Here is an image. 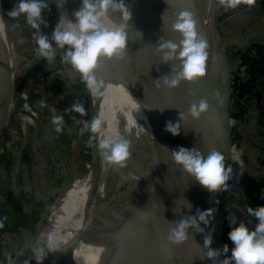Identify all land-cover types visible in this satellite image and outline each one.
<instances>
[{"label":"bare ground","instance_id":"obj_1","mask_svg":"<svg viewBox=\"0 0 264 264\" xmlns=\"http://www.w3.org/2000/svg\"><path fill=\"white\" fill-rule=\"evenodd\" d=\"M123 2L131 13L130 20L132 22L126 23L119 12L110 13L104 22L110 27L126 28L129 36L127 56L123 60H101L97 75L103 78L105 87L96 90V96L91 92L89 94L92 97V117L100 116L104 121L102 131L93 136L91 173L81 180L75 194L73 193L74 196L72 195L68 201L49 211L38 242L32 238L25 243L18 255V264L31 260L32 250L37 248L41 242H44V246H46L49 233L56 235L60 249L74 238H79L73 253L74 259L63 264H141L143 257L140 254L145 250H153L155 246H160L159 263L168 264L169 262L165 247V231L168 226L167 193H159L155 182L152 181L153 175L146 174L139 164L143 158L148 160L155 148L170 149L171 140L173 143L183 146L189 141L190 132L188 129L187 132L180 129V135L173 136L164 130L165 122L171 120L170 108L165 100L166 92H161L160 97L154 94L157 104L155 107L151 106L148 92L153 88L154 92L156 88L153 84L152 88L147 83L146 74L150 75L151 72L147 70L148 63L144 65V60L139 54V48L142 49L143 46L135 28L136 23L139 21L142 23V18L138 14L136 0H131V2L123 0ZM81 3L82 0H66L64 8L57 9L58 17H60V11L61 13L66 11L68 18L74 20L72 13L81 7ZM215 4V0H175L170 1L168 6L176 16L181 11L192 12L197 20L198 34L209 45L206 76L195 82V85L191 82H182L180 88L185 90L190 87L193 92H197L200 88L195 86H199L203 82L202 85L206 84L205 88H207L205 94L208 93L209 98L213 99L211 94L217 92L218 108L220 109L228 97L229 71L224 70L220 57L224 48L222 51L218 50L219 45L221 46L223 42L218 23H216L217 6ZM9 26L4 2L0 0V30L6 34L8 39L10 38ZM53 30L54 28H50L47 33L51 35ZM11 48H13L12 45L2 44V50L6 57L14 52ZM114 77L119 78L120 86L113 88V93H111L107 85L109 79ZM8 95L9 82L7 80L3 103L7 101ZM180 108H175V117H177L175 120H178V110L182 112ZM0 118H4V116L1 115ZM152 120L153 125H151ZM183 123L182 121L181 127ZM105 137H121L131 142V156L126 161L125 167L109 165L104 159L101 154L102 150L98 149V144ZM151 137L155 138L154 142H151ZM109 171L118 177L119 186L138 181L143 186L136 187L131 193L118 199L104 200L100 191L103 193L107 191L106 177ZM139 206H143L141 210L143 212L136 216L146 220L138 224L130 222L135 218ZM134 224L137 225L138 231L135 230ZM133 232L144 235L136 238L133 236ZM54 252L56 251L48 254ZM152 253L149 257L153 255ZM151 262L154 264L152 260Z\"/></svg>","mask_w":264,"mask_h":264},{"label":"clouds","instance_id":"obj_2","mask_svg":"<svg viewBox=\"0 0 264 264\" xmlns=\"http://www.w3.org/2000/svg\"><path fill=\"white\" fill-rule=\"evenodd\" d=\"M53 2L57 9L61 10L66 0H53ZM255 2L256 0H219V4L225 10L236 9L241 4L253 5ZM50 11L47 0H19L7 15L18 18L26 14L27 25L35 30L33 39L37 44L38 57L45 58L48 63H52L57 53L60 52L62 62L71 65L80 74L82 82L89 91L103 89L105 81L97 75L100 61L123 60L127 56L129 36L126 28L110 27L104 22L110 13L116 12H119L127 22L131 19V13L123 0H82L81 7L72 13L74 20L68 18L66 11L63 13L60 11L59 21L49 36L41 32V26H48L43 13ZM171 29L179 34V42L165 40L161 36L155 45L163 63L179 62L178 66L172 65L170 74L154 81L157 88L163 86L169 90L179 87L182 82L195 83L200 78H204L209 55L207 51L209 45L198 34L197 20L192 12L185 10L177 14ZM140 36L142 38V33ZM40 103L41 107L47 106L43 101ZM208 109L209 103L206 98H201L198 102L192 101L186 113L178 110L177 122L174 123L171 120L165 122L164 130L173 136H178L182 121L187 120L188 117L199 119L208 112ZM50 110L53 113L56 112L55 108ZM64 112H74L80 117L88 115L84 103L79 99L75 100L71 108L65 109ZM72 119L73 122L82 124L85 131L93 134H99L104 125L100 116H93L90 120H77L74 116ZM52 123L56 133H61L65 123L63 116L54 115ZM130 147L131 142L121 137H105L98 144V149L102 150L101 154L109 165L114 164L120 167L126 166V161L131 156ZM170 153L174 164L182 167L210 193L228 190L227 182L232 179V168L230 165L226 166V158L220 151L212 148L205 154L195 146L192 148L178 146ZM261 199H264V193ZM186 207L190 212L192 205L187 202ZM215 212V208L205 210L198 208L195 215H188L179 221L169 222L174 226L169 228L167 241L175 245L184 243L189 238V229L203 234L214 219ZM248 213L258 221L255 227L250 229L244 221L238 222L234 213H229L227 218L230 231L227 235L233 247L229 249V245L225 243L220 248H212L213 238L212 233L209 232L204 236L203 247L207 251L202 259L207 258L211 264H221V257H224L222 264H264V205L257 206L255 209L249 207ZM201 224L204 225L203 228ZM3 226V219H0V228ZM59 249L60 244L56 235L49 233L46 246L34 248L32 258L37 261V264H42L49 252ZM9 260L10 264H13L10 258ZM25 264H30V260H26Z\"/></svg>","mask_w":264,"mask_h":264},{"label":"water","instance_id":"obj_3","mask_svg":"<svg viewBox=\"0 0 264 264\" xmlns=\"http://www.w3.org/2000/svg\"><path fill=\"white\" fill-rule=\"evenodd\" d=\"M127 1L131 2V0ZM170 1L175 0H136L138 14L142 18V23L139 21V23L135 24L137 32L142 33V38L140 36V33L138 34L139 41L143 46L142 49L139 48V54H141V57L144 60V65L145 63H148L147 70L152 73H150L151 77L148 73L146 74L148 81L147 83H149L152 88L153 85L155 86L154 81L156 79L170 74L173 64L178 66V61H173L169 64L163 63L161 61L160 54L156 51L155 47L157 41L161 36L165 40H173L177 43L180 39L179 34L173 32L171 29V25L175 22L176 14H174L168 6ZM125 22L128 23L127 21ZM2 32L3 31L0 30V116L3 115L4 118H0V124L6 118L9 109V107L5 103L3 104L7 80L9 82V95H12V84L10 80L11 54H8L7 57L4 55L2 44L8 45L9 43L6 41L5 36L2 34ZM221 40L223 41V39ZM249 40L251 42L262 41L264 40V33H255L254 35L249 37ZM218 50H223V44H221V46L219 45ZM202 84L203 82H201L199 86H195L200 88L197 92H193L190 87L182 90L179 86L175 89L169 90L164 88L163 86H161L160 88H157L155 86L156 90L158 89L159 91L154 90L153 92L154 88L149 90L148 95L151 101L150 104L154 107L157 104V100L155 99L154 94H156L157 96L159 95L160 97L161 92H166L165 100L171 112V114L169 113V116L175 123L177 122V120H175L177 118L175 117L176 107H181L180 109H182V112L186 113L192 101L198 102L201 98H206L209 103L208 112L202 115L199 119H192L191 117H188L187 120L183 121L184 123L181 127L182 131L184 130L185 132H187L188 129V131L190 132L189 141L186 142L183 147L192 148L195 146L205 154H207L210 149L215 148L225 156V163L227 166L231 164V139L227 100L228 97L219 109L217 92L213 95L210 92L213 99L209 98L208 93L207 95L205 94L207 89L205 88L206 84ZM229 85L230 84L228 83V94L230 91ZM153 123L154 122L152 120L151 125H153ZM150 139L151 142L155 141V138L151 137ZM167 140L169 141V139ZM171 143V147L170 149H168L169 151L166 149L161 150L160 148H155L152 153L154 157H159L162 160L159 167L157 169H154L152 181L155 182V185L158 188L160 194L164 192L167 193L166 216L168 226L165 231V247L166 256L167 258H169L168 264H211V261L207 258L202 259L203 257H205L207 251L203 247L204 236L211 232L213 238L211 247H222L223 223L227 210L229 188L227 191L210 193L207 189L202 187L195 180V178L186 173L182 169V167L174 164L170 152L171 150L178 148L179 145L178 143H173L172 140ZM161 154L163 157L161 156ZM135 184L138 188H141L143 186L140 181L136 182ZM252 187L253 186L251 185L250 188L252 189ZM215 201H219V203H215ZM187 202L192 205V209L190 212L186 207ZM198 208L201 210L209 208L216 209V212L214 213V219L211 221L209 227L205 229V232L203 234L196 233L193 229H189V238L187 241L180 245L170 244L167 241V235L169 228L174 225L169 224V222L179 221L181 218L188 215H195L196 209ZM49 211L41 221L39 228L34 232L30 239L34 238L35 241L38 239V236L42 232L41 230L44 220L46 219ZM140 212L141 210H137L135 213V218L131 219L130 222L138 224L139 222L146 220L143 218H139V216H136L140 214ZM134 227L136 230L137 225L134 224ZM201 227L203 228L204 225L201 224ZM136 231H138V229ZM133 234V236H135L136 238H140L144 235L138 234L136 232H133ZM78 242L79 238H74L63 248L54 253L48 254L47 257L42 261V264H63L71 261L72 259H74L73 253ZM25 243L17 252L15 256V258L17 257L16 261H13V259L15 258L12 259L11 262H13V264H18V255L23 249ZM158 256L159 255L157 254L153 256L154 264H162L159 263L160 257ZM221 260L222 257L220 258V261ZM30 264H37V261L32 258L30 260Z\"/></svg>","mask_w":264,"mask_h":264},{"label":"crops","instance_id":"obj_4","mask_svg":"<svg viewBox=\"0 0 264 264\" xmlns=\"http://www.w3.org/2000/svg\"><path fill=\"white\" fill-rule=\"evenodd\" d=\"M227 13L225 28L231 35H236L239 32L249 34L264 33V0H257L253 5L241 4L236 9H229ZM220 57L224 70L228 72L225 53H220ZM51 77V81L47 83L40 81L37 85V93L32 98L33 101L31 100L35 104L33 103L32 105L29 99L26 101L33 110L28 113L31 119L29 122L31 129L26 132L24 131V142L27 141L26 145L20 143L9 146H19L21 150L18 151L19 154L17 156L14 155L15 160L9 161L10 165L8 164V166L10 170L8 174H0V177L3 178L0 188L4 192L0 196V213L6 215L3 222L4 226L1 228V233L4 236L2 238H4L3 241L5 242L1 245L4 249L2 254L0 253V264H9V258L11 261L15 258L17 252L39 228L48 210L55 205L61 196L60 194L63 192V182L55 176L53 178L51 175L48 155L51 150L52 141L56 140L58 142L56 147L61 148L59 143L63 141L61 139L62 133L65 137L66 134L67 137L75 135L76 128L70 118V113L64 112V110L71 108L73 104L70 98L71 92L74 90V87L79 85L67 83L66 80L63 81L59 78L54 79L53 76ZM255 82H257L261 93L259 96L249 99V114H245L247 116L246 121H244L243 115V122L256 123V129L244 130L243 138L248 144L254 141L255 148H252L250 152L251 154L255 153L256 156H260V154H264V58L261 65L258 66ZM41 101L47 106L41 107ZM52 108L56 109L55 113L50 110ZM54 115L63 116L64 118V127L59 134L56 133L55 126L52 123ZM46 121H48V124L53 125V130L47 132ZM43 152H46L45 158L42 156ZM68 155L66 158L70 157ZM262 162V167L259 169L257 166L258 159L255 160L250 157L244 163L242 171L245 178L253 172L255 174L262 173L264 171V161ZM237 163L238 165L240 163L242 165L243 160ZM230 180H233V176ZM234 180L238 181L239 177L234 178ZM250 182L248 181L245 184L244 190L238 188L234 190V187H232L229 188V191L240 193L246 199L244 206L241 207L242 209L240 208L241 210L235 211H238L239 220L244 221L252 229L258 221L248 213V208L252 205L254 206V203H256L252 196L254 193L250 188L252 185ZM159 250L160 246H155L153 250L143 251L140 254L143 257L141 264H152L151 260L153 261L155 254L159 255ZM151 252H153V255L149 257Z\"/></svg>","mask_w":264,"mask_h":264},{"label":"rangeland","instance_id":"obj_5","mask_svg":"<svg viewBox=\"0 0 264 264\" xmlns=\"http://www.w3.org/2000/svg\"><path fill=\"white\" fill-rule=\"evenodd\" d=\"M3 2H4L5 14L8 19V24L10 25L9 26L10 38L8 39V37L4 32H2V34L5 36V39L10 44V46L12 45L13 48H11V50H14V52L11 53L10 55V66H11L10 80L12 84V95H8L7 101L4 102L9 107V109L6 118L0 124V174L5 175L8 174V171L10 170L8 164L10 165V162L15 160L14 155L11 152L9 146L20 143L22 145H26L27 141L24 142L25 140L24 133L26 132V130L31 129V124L28 122L25 114L26 101H28L29 99V101L33 105L34 102H32L33 101L32 98L37 93V85L39 84L40 81L47 83L51 81L50 80L52 78L51 76H53L54 79L59 78L63 81L66 80L67 83L78 84L80 88L82 87L81 89L83 96L80 98V101L84 103L88 115L85 117H80L79 114L71 112L70 118L72 119V117L74 116L77 120L80 119L90 120L92 118L91 115L92 97L89 95V92L93 93L96 96V90L89 91L86 88L85 84L82 82L80 78V74L77 71H75L71 67V65L63 63L62 59L59 60L61 55L60 52L57 53V56L54 62L52 63H48V61L45 58L38 57L36 52L37 44L33 39V32L35 30L27 25L26 14H22L18 18H12L7 15V13L12 10L13 6L19 2V0H3ZM47 2L49 3L51 11L43 13L44 18L47 20L48 26L44 27L42 25L41 32L50 36V34L47 33L48 29L55 28L56 24L59 21V17H58L59 14L52 0H47ZM216 6H217L216 22L218 23L220 37L221 39H223L222 42H223L224 53L227 57L228 71L230 73V70L232 69L231 65L235 61V57L233 56L234 48L237 46V44L240 43V41L237 40L234 41V43L230 41L229 38L230 36L233 35L228 33L225 28V24H226L225 17L228 16V13L227 12L223 13V8L219 4V0H216ZM119 83H120L119 78L117 77L109 79L107 86L111 93H113L114 90L113 88H118L120 86ZM85 94L86 96H84ZM227 100H228V109H229L228 117H229L230 139H231L230 145H232V143H234V141L232 140L235 139L236 126L233 124L234 123L233 118L235 117H233L232 112H230V110L233 109V105H234L230 93L228 94ZM230 118L233 123H230ZM73 123L76 128L75 135H73L72 137H67L66 134L67 137L66 138L63 135V133L61 134V139H63V141L59 143L60 144L59 146L61 148L63 147L62 150H64L65 153H62V151L59 152L55 151V147L58 144V142H56L55 140L52 141L51 150L48 155L50 171L52 172L51 175L53 176V178L55 176L57 177V179L63 182V188H62L63 192L62 194H60L61 195L60 198L55 203L54 205L55 208L56 206H59L60 204L62 205L64 202L68 201L69 198L72 197L73 193L75 194V190H77L78 188L77 186L82 182L81 180L89 176L91 173V168L93 163L92 140L94 134L89 131H85L83 129L82 124H78L75 122ZM244 123L248 125L246 129L250 127L251 130V126L252 127L256 126V123L251 122L250 126L247 122ZM68 153L70 157L66 158ZM76 154L79 155L77 156ZM53 158H55L56 161L58 162L55 170L51 167ZM161 161H162L161 158L154 157V155L152 156L149 155V159L147 160L143 158L141 162L139 161L140 162L139 165L141 166V169L146 172V174L150 173V175L152 176L154 174V169L155 168L157 169L159 167ZM106 178H107V184H106L107 191L105 193L100 191V194L102 195L104 200L109 199L112 201L118 199L119 197L131 193L137 187L136 184L133 182H129L125 186L124 185L119 186L118 177H116L112 171H109V173H107ZM2 181L3 178L0 177V184L2 183ZM253 192H254V200L256 201L255 206L257 207L259 206L260 195H261L260 182L258 183L256 188H254ZM3 193L4 192L0 188V196ZM95 194L97 196V192ZM54 207L52 209H55ZM137 209L142 210L143 206H139ZM5 217L6 215L4 213L2 214L0 213V219H3V222ZM49 221L50 218L48 222ZM2 237L4 236L3 233H1V228H0L1 254L4 249L3 247H1V245L5 242L3 241L4 238ZM39 238L40 235L38 236L37 242ZM42 244L43 246H40ZM40 245L38 247H44V242H41ZM16 259L17 257L13 259V261H16ZM223 259L224 257H222L221 264Z\"/></svg>","mask_w":264,"mask_h":264},{"label":"trees","instance_id":"obj_6","mask_svg":"<svg viewBox=\"0 0 264 264\" xmlns=\"http://www.w3.org/2000/svg\"><path fill=\"white\" fill-rule=\"evenodd\" d=\"M223 10H224L223 13L228 12V10H225L224 8ZM233 56L235 57V54H233ZM263 58H264V44H261V43H254L249 46L243 47L236 53L235 61L237 64L242 65V64H245L247 61L249 62L250 67H251V78L247 82L240 84V85H233V86L229 85L230 94H233L236 88L240 90V99L236 100L235 105L233 107V111H232V116L235 117L233 118L234 123L231 121V118H230V123H233L236 126V129H235V141L231 145V164L230 166L232 168L233 180H229L228 183H229V188L234 187V190L235 188L244 190L246 186L245 184L248 181H251L250 183L255 185L256 183L261 181L264 175V171L260 174H255V172H253L245 178V176L242 173L244 163H246L250 157L252 159L254 158L255 160L258 159V161H260L261 163H263L262 161H264V158L260 157L261 154L260 156H256L255 153L251 154L250 151H252V148L253 149L255 148L254 141L253 143L248 144L246 140H244L243 138V132L244 130L246 131V128L248 126L246 125V123L243 122V115L249 114V110H248L249 99L254 96L257 97L261 93V91L258 90L257 87L253 85V83L256 81L257 69H258V66H260L261 63L263 62ZM60 59H61V55H60L59 60ZM233 65L234 63L231 65V68H233ZM256 85H258L257 82H256ZM81 88L79 86L73 88L74 90H72L71 95H70V98L73 102L77 99L80 100V98L83 96ZM84 96H86V94ZM37 107L39 108L38 104H37ZM248 124L250 126L251 122L250 123L248 122ZM45 126L47 128L46 129L47 132L50 130H53L52 128L53 125L50 123L48 124V121L45 122ZM253 128L256 129L255 126L253 127L251 126V130H253ZM248 129H250V127H248ZM10 149L13 155L15 156H17L19 154L18 151L21 150L19 146H12L10 147ZM45 154L46 152H43L42 154L43 158H45ZM240 160H243L242 165L241 163L239 165L237 163ZM234 162H236V164H234ZM238 177H239L238 181L234 180V178H238ZM261 186H262V183H261ZM261 191H262V187H261ZM252 196L254 197V194ZM260 201L262 203L263 199H260ZM241 207L243 206H238L236 207L237 209L236 208L235 209L239 211L242 209ZM251 207L255 209L253 206ZM238 211L235 212L236 213L235 216L237 218V221L239 222L240 221L239 216L237 215ZM228 216H229V213L226 211V214L224 217L222 234L224 237V244L227 243L229 245V249H231L233 245H232V242L228 239V235H227L228 232L230 231L229 220L227 218ZM228 255L229 256L231 255L230 251Z\"/></svg>","mask_w":264,"mask_h":264},{"label":"built area","instance_id":"obj_7","mask_svg":"<svg viewBox=\"0 0 264 264\" xmlns=\"http://www.w3.org/2000/svg\"><path fill=\"white\" fill-rule=\"evenodd\" d=\"M254 34L255 33L249 34V33H246V32H241L239 34L230 36L229 39H230L231 42L234 43V41H237V40L240 41V43L237 44V46L234 48L235 58H236V53L243 47L249 46V45L254 44V43L264 44V40L258 41V42H251L249 40V37L254 35ZM250 78H251V67H250L249 62L247 61L245 64L239 65V64L236 63V61H234L233 68L230 70V73H229V84L232 85V86L233 85H240V84H243V83L247 82ZM253 85L255 87H257V89L259 90V87H258V85H256V82H254ZM230 96L232 97L233 104L235 105L236 100L240 99V90L238 88H236L234 93L230 94ZM234 105H233V107H234ZM26 111H28V112L25 113L26 114V118H27L28 122H30V116L28 115V113L32 112L33 110L31 108V106L29 104H27V103H26ZM232 111H233V109L230 110V112H232ZM246 120H247V116L244 114V121H246ZM232 141H235V139H233ZM62 149H63V147L62 148L55 147V151H58V152L62 151V153H65L64 150H62ZM64 156H65V154H64ZM260 157L264 158V154H261ZM53 161H52V166L51 167L55 170L56 167H57L58 162L56 161L55 158H53ZM261 165H262L261 162L258 161L257 166H258L259 169L262 167ZM262 179H261V181H259V182L262 183L261 195H262V193H264V175H263ZM258 183H256L255 185L252 184V186H253L252 190H254V188H256ZM261 183H260V185H261ZM257 190H258V188H257ZM261 195H260V199H261ZM245 201H246V199L240 193H235V192H230L229 191L228 201H227V210L226 211L228 213L236 214L235 213L236 212L235 210L237 209L236 207L244 206ZM255 204L256 203H254V206L252 205L254 208H256ZM260 205H264V199H263L262 203H261V201L259 202V206ZM222 242L224 244V237L222 238Z\"/></svg>","mask_w":264,"mask_h":264}]
</instances>
